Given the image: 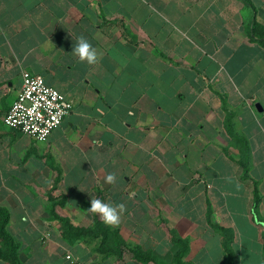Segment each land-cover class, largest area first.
<instances>
[{"label":"crops","instance_id":"crops-1","mask_svg":"<svg viewBox=\"0 0 264 264\" xmlns=\"http://www.w3.org/2000/svg\"><path fill=\"white\" fill-rule=\"evenodd\" d=\"M254 21L264 29V0H0V206L15 239L14 225L55 223V200L72 224H93L96 196L125 204L110 228L127 248L171 262L183 239L187 262L229 264L220 225L236 264H264V42ZM80 36L97 65L72 54ZM25 71L74 103L47 141L4 122ZM79 245L68 251L92 264Z\"/></svg>","mask_w":264,"mask_h":264},{"label":"built area","instance_id":"built-area-1","mask_svg":"<svg viewBox=\"0 0 264 264\" xmlns=\"http://www.w3.org/2000/svg\"><path fill=\"white\" fill-rule=\"evenodd\" d=\"M22 87L4 118L6 125L17 128L39 141H47L73 110L74 103L41 74L25 71ZM68 264H85L74 252L67 251Z\"/></svg>","mask_w":264,"mask_h":264},{"label":"rangeland","instance_id":"rangeland-1","mask_svg":"<svg viewBox=\"0 0 264 264\" xmlns=\"http://www.w3.org/2000/svg\"><path fill=\"white\" fill-rule=\"evenodd\" d=\"M55 201V212L57 213L56 207L59 204V201ZM51 208V206H49V208L47 207V212L51 214V220L53 219L55 221L53 224H30L25 225L24 227L23 225H14L13 228L16 230L14 232L16 240L21 245L20 256L23 264H63L61 263L62 257H65L70 245L75 242L81 243V245H79L80 249L89 255V259L90 257L92 258V264L105 262L106 259L110 260L111 264H120L122 262V258H119L117 255L108 257L106 252L101 249V247H107V245H114V236L112 234L110 235L108 242H106V244L103 243L106 246L102 244L101 235L94 236L92 234H84L81 236H74L72 234H68L66 232L64 222L54 216ZM47 226L49 227L48 230L46 228ZM75 226L79 228H94L95 222L87 226ZM53 242L54 247L51 246V244L53 245ZM122 249L124 253V260L126 258L133 257V253L130 248L123 246ZM50 250L55 252V254H52ZM150 252L152 253V251ZM57 259L59 261L56 263L55 261Z\"/></svg>","mask_w":264,"mask_h":264},{"label":"trees","instance_id":"trees-1","mask_svg":"<svg viewBox=\"0 0 264 264\" xmlns=\"http://www.w3.org/2000/svg\"><path fill=\"white\" fill-rule=\"evenodd\" d=\"M248 2V1H247ZM251 33L257 36L260 40L264 42V29L257 22L254 21ZM246 167V163L244 164ZM246 172V171H245ZM258 194L255 195V201H258ZM56 203L52 204L51 211L54 213V216L61 219L66 227V232L68 234L81 236L84 234H92L94 236L101 235L102 244L108 242L110 235L114 236V245H107V247H101V249L106 252V255H117L119 258L123 257V249L125 243L122 239V236L118 229H112L106 226L97 216L95 220L94 228H79L70 222L66 217H61L55 212ZM10 221V212L7 208L0 206V259L7 261L9 264H23L20 258V243L15 239V237L8 230V224ZM220 229L224 235V246L229 255V264H236V256L231 248L232 243V231L221 227L220 225H214ZM98 229V230H97ZM175 242L178 244L179 249L175 253V256L171 262L164 260H159L156 256L153 255L150 251L143 250L140 246L131 247L134 257L143 262L149 263L151 261L156 264H191L185 260V257L188 253V243L183 239H175ZM103 244V245H105ZM106 246V245H105Z\"/></svg>","mask_w":264,"mask_h":264},{"label":"clouds","instance_id":"clouds-1","mask_svg":"<svg viewBox=\"0 0 264 264\" xmlns=\"http://www.w3.org/2000/svg\"><path fill=\"white\" fill-rule=\"evenodd\" d=\"M72 54L78 57L80 62H86L88 65H97L101 60V54L98 53L97 49L84 36L76 38ZM105 183L115 185V173L107 174ZM86 211L99 216L105 225L115 228L120 225L122 215L126 211V206L123 203L113 205L96 196H92L90 206Z\"/></svg>","mask_w":264,"mask_h":264},{"label":"water","instance_id":"water-1","mask_svg":"<svg viewBox=\"0 0 264 264\" xmlns=\"http://www.w3.org/2000/svg\"><path fill=\"white\" fill-rule=\"evenodd\" d=\"M258 107H259L260 110L262 109V107L260 105H258Z\"/></svg>","mask_w":264,"mask_h":264}]
</instances>
